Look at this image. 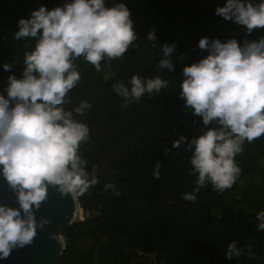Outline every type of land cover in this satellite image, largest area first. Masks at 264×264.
Wrapping results in <instances>:
<instances>
[{
	"label": "trees",
	"instance_id": "trees-1",
	"mask_svg": "<svg viewBox=\"0 0 264 264\" xmlns=\"http://www.w3.org/2000/svg\"><path fill=\"white\" fill-rule=\"evenodd\" d=\"M69 2L0 0V95L7 98L10 75L23 78L25 53L34 50L38 39H15L19 19L30 18L42 5L52 10ZM117 3L130 10L137 39L121 58L102 60L100 71L82 56L73 63L80 73L78 83L92 91L88 115L104 116L122 105L131 112L107 167L123 180L102 189L96 184L79 199L142 208L113 212L91 204L92 218L63 229L65 247L58 264H264V230H258L256 218L257 212L264 211V136L245 142L236 157L240 176L248 175L246 183L240 184L238 178L222 193L208 183L195 202L186 201L182 197L193 191L197 179L187 142L217 125L205 126L180 96L183 68L208 55L198 47L201 38L236 39L243 46L245 41L264 38V29L249 35L244 26L216 15L215 9L226 0H105L106 7ZM150 32L155 40L147 38ZM165 45H175L169 57L172 71L159 67ZM5 64L11 65L9 71L4 70ZM133 75L145 82L159 76L168 85L126 102L114 85L123 83L130 89ZM180 136L186 142L173 148ZM85 146L79 151L82 160L92 150L91 144ZM157 162L162 165L159 179L152 174ZM130 183L146 193L151 207ZM231 242L241 255L229 260L226 252Z\"/></svg>",
	"mask_w": 264,
	"mask_h": 264
},
{
	"label": "clouds",
	"instance_id": "clouds-1",
	"mask_svg": "<svg viewBox=\"0 0 264 264\" xmlns=\"http://www.w3.org/2000/svg\"><path fill=\"white\" fill-rule=\"evenodd\" d=\"M215 14L244 26L249 35L264 29V0L258 4L226 0ZM18 28L16 40L38 39L34 50L25 53L23 78L10 75L7 98L0 95V172L17 193L19 204V208L0 204V259L32 244L37 235L33 208L39 209L46 200L50 185L78 200L98 182L95 170L90 178L86 161L79 155L89 129L62 107L66 94L80 80L73 60L82 56L100 71L102 60L121 58L137 39L126 4L106 7L105 0H71L52 10L42 5L30 18L19 19ZM147 38L155 40V33ZM198 47L208 55L183 68L180 96L205 126L215 122L217 127L187 142L192 175L197 179L193 191L182 198L192 202L208 183L220 193L232 188L241 174L236 157L244 143L264 136V38L241 46L236 39L222 42L203 37ZM174 48L163 46L160 68L173 70L169 57ZM3 67L9 71L11 65ZM129 83L130 89L123 83L114 85L126 102L168 85L159 76L145 82L133 75ZM90 107L81 102L75 111L82 113ZM186 140L180 136L172 147L179 148ZM161 167L155 164V179L160 178ZM256 218L258 230H264V211L257 212ZM47 223L41 221L40 227ZM53 239L64 241L61 234ZM240 255L236 243H229L226 258Z\"/></svg>",
	"mask_w": 264,
	"mask_h": 264
},
{
	"label": "water",
	"instance_id": "water-1",
	"mask_svg": "<svg viewBox=\"0 0 264 264\" xmlns=\"http://www.w3.org/2000/svg\"><path fill=\"white\" fill-rule=\"evenodd\" d=\"M130 185L148 200V207H151L152 201L146 193L134 184L130 183ZM0 204L19 208L17 193L8 186L2 172H0ZM91 204L113 212H127L142 208L137 206H108L93 200H73L70 194H63L58 187L50 185L46 200L41 203L39 209L33 208L37 223V235L32 244L13 249L7 259H0V264H58L65 242L61 243L53 239V235H62V231L66 227L92 218ZM44 220L49 221V223L40 227L41 221Z\"/></svg>",
	"mask_w": 264,
	"mask_h": 264
},
{
	"label": "flooded vegetation",
	"instance_id": "flooded-vegetation-1",
	"mask_svg": "<svg viewBox=\"0 0 264 264\" xmlns=\"http://www.w3.org/2000/svg\"><path fill=\"white\" fill-rule=\"evenodd\" d=\"M91 92L90 87L77 82L66 94L63 108L66 112L72 113L74 120L85 124L89 129L87 141L81 144L82 146L92 145L89 158L84 157V161L87 163L85 169L89 171L90 177L93 170H95L98 180L97 185L102 189L106 185L123 180V177L116 176L107 167L110 156L117 152L118 141L124 129L128 126L131 112L122 105L119 109H114L104 116L92 117L87 114L86 110L77 113L75 109L80 106L81 102H89ZM96 149L99 151L97 152Z\"/></svg>",
	"mask_w": 264,
	"mask_h": 264
},
{
	"label": "rangeland",
	"instance_id": "rangeland-1",
	"mask_svg": "<svg viewBox=\"0 0 264 264\" xmlns=\"http://www.w3.org/2000/svg\"><path fill=\"white\" fill-rule=\"evenodd\" d=\"M82 145L80 146V150L79 151H81L82 150ZM83 154V153H82ZM83 158V160H84V157H82ZM87 164V163H86ZM247 179H248V175H242V176H239V179H238V181H239V183L240 184H244V183H246V181H247ZM86 243H88V242H86ZM154 255H151V257H153Z\"/></svg>",
	"mask_w": 264,
	"mask_h": 264
}]
</instances>
